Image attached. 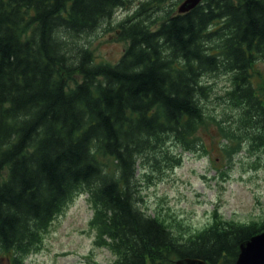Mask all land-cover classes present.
Segmentation results:
<instances>
[{
	"label": "trees",
	"instance_id": "obj_1",
	"mask_svg": "<svg viewBox=\"0 0 264 264\" xmlns=\"http://www.w3.org/2000/svg\"><path fill=\"white\" fill-rule=\"evenodd\" d=\"M129 1L0 0V248L10 264L24 263L77 194L113 264H236L240 244L264 231L216 221L180 241L140 207L137 181L139 159H158L167 139L201 147L208 74L230 76L228 100L264 147V0H203L184 13L142 1L116 23L128 42L119 60L97 61L83 38Z\"/></svg>",
	"mask_w": 264,
	"mask_h": 264
},
{
	"label": "rangeland",
	"instance_id": "obj_2",
	"mask_svg": "<svg viewBox=\"0 0 264 264\" xmlns=\"http://www.w3.org/2000/svg\"><path fill=\"white\" fill-rule=\"evenodd\" d=\"M142 1L146 0H130L83 38L97 61L119 60L128 42L117 35L116 23L133 14ZM182 2L169 0L165 7L178 12ZM255 67L264 72L262 62ZM204 80L212 89L203 99L210 126L199 131L201 147L189 148L167 139L158 159L144 155L137 165L138 204L186 242L216 221L222 227L232 223L261 226L264 222V147L252 141L249 134L255 131L243 129L239 107L228 100L230 76L208 74ZM92 217L87 195L77 194L23 264L115 263L116 255L96 243ZM0 264H10L9 254L1 248Z\"/></svg>",
	"mask_w": 264,
	"mask_h": 264
},
{
	"label": "water",
	"instance_id": "obj_3",
	"mask_svg": "<svg viewBox=\"0 0 264 264\" xmlns=\"http://www.w3.org/2000/svg\"><path fill=\"white\" fill-rule=\"evenodd\" d=\"M203 0H184L179 6V12H188ZM175 264H208L202 258H179ZM236 264H264V232L252 236L240 244V253Z\"/></svg>",
	"mask_w": 264,
	"mask_h": 264
}]
</instances>
